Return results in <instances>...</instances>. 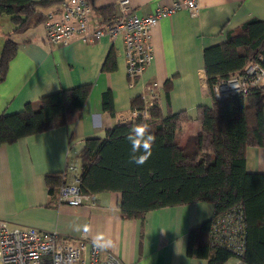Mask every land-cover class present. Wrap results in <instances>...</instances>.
Wrapping results in <instances>:
<instances>
[{
    "label": "crops",
    "instance_id": "crops-1",
    "mask_svg": "<svg viewBox=\"0 0 264 264\" xmlns=\"http://www.w3.org/2000/svg\"><path fill=\"white\" fill-rule=\"evenodd\" d=\"M39 1V0H32ZM93 16L112 7L119 13L120 0H88ZM137 15H147L173 0H128ZM197 14L179 9L160 19L151 30L153 54L143 73L134 80L126 75L122 36L104 35L91 43L73 38L66 45H51L44 39L43 20L14 32L8 17L0 15V52L6 38L16 45L14 56L0 81V113L11 114L60 89L90 84L80 112L67 116L64 126L0 145V220L10 225L31 226L55 232L67 240L93 242L98 234L113 245L102 248L125 264H206V259L186 254L191 228L207 220L213 205L195 202L162 207L147 212L142 220L123 219L119 192L95 195L93 204L67 205L50 197L46 173L63 172L68 162L78 166L77 154L85 139L104 137L117 124L131 121V100L153 86L158 112L185 111L180 145L201 132L196 121L198 106H211L206 84L203 50L224 41V34L247 19H264V0H197ZM58 2L40 8L45 16ZM44 18V17H43ZM113 50L116 68L102 71L103 61ZM110 92L113 113L103 109L102 95ZM246 169L264 173V147H248ZM85 226L88 231L85 232Z\"/></svg>",
    "mask_w": 264,
    "mask_h": 264
},
{
    "label": "trees",
    "instance_id": "trees-1",
    "mask_svg": "<svg viewBox=\"0 0 264 264\" xmlns=\"http://www.w3.org/2000/svg\"><path fill=\"white\" fill-rule=\"evenodd\" d=\"M61 0H0V15L8 17L14 32H21L44 18L40 8ZM103 21L115 15L112 7L95 11ZM224 41L203 50L204 73L208 90L253 61L264 66V19L250 18L227 30ZM16 45L5 39L0 52V81L14 56ZM116 68L113 50L106 55L102 71ZM90 84L60 89L42 96L35 109L30 103L22 110L0 113V145L27 135L64 126L67 116L80 112L90 92ZM140 96L131 100V108H140ZM103 109L113 113L110 92L102 95ZM185 111L162 116L156 98L150 117L117 124L104 137L85 139L77 154L80 192L96 195L119 192V213L123 219L142 220L151 210L207 202L213 213L191 228L186 254L204 258L206 264H226L233 253L210 242L212 222L234 207H240L244 223V252L247 264H264V173L246 169L248 147H264V86L245 95L212 99L211 106H198L196 121L201 132L180 145ZM147 124L156 137L152 155L137 166L129 162L131 145L126 139L133 125ZM139 155V153H138ZM67 173H46L44 182L49 196L56 197Z\"/></svg>",
    "mask_w": 264,
    "mask_h": 264
},
{
    "label": "built area",
    "instance_id": "built-area-1",
    "mask_svg": "<svg viewBox=\"0 0 264 264\" xmlns=\"http://www.w3.org/2000/svg\"><path fill=\"white\" fill-rule=\"evenodd\" d=\"M120 11L103 21L93 16L88 0H61L56 9L45 13L44 39L51 45H66L73 38L91 43L104 35L120 34L124 44L126 75L134 80L149 64L153 47L151 30L157 22L179 9L197 14V0H173L169 5L157 6L147 15H137L128 0H120ZM264 86V66L258 61L248 63L243 70L211 87V97L220 100L233 95H245L250 90ZM142 107L132 108L131 121L145 120L156 98L153 86L140 95ZM64 171L67 180L57 192L58 203L67 205L93 204L94 195L82 193L78 187L79 169L68 162ZM210 242L229 249L233 256L226 264H247L242 260L244 252V223L240 207L218 215L212 222ZM0 264H125L117 255L103 251L91 241L79 238L67 240L55 232L39 230L31 226L10 225L0 220Z\"/></svg>",
    "mask_w": 264,
    "mask_h": 264
},
{
    "label": "clouds",
    "instance_id": "clouds-1",
    "mask_svg": "<svg viewBox=\"0 0 264 264\" xmlns=\"http://www.w3.org/2000/svg\"><path fill=\"white\" fill-rule=\"evenodd\" d=\"M126 139L131 145L129 162L135 163L137 166L144 165L152 155V146L156 140V137L149 131V126L147 124L133 125ZM84 231H88L87 226H85ZM93 244L100 248H110L113 241L104 234H98L93 238Z\"/></svg>",
    "mask_w": 264,
    "mask_h": 264
}]
</instances>
